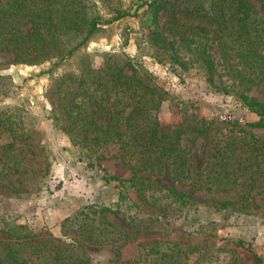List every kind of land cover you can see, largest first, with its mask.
Here are the masks:
<instances>
[{
  "label": "rangeland",
  "instance_id": "obj_1",
  "mask_svg": "<svg viewBox=\"0 0 264 264\" xmlns=\"http://www.w3.org/2000/svg\"><path fill=\"white\" fill-rule=\"evenodd\" d=\"M83 1L88 16L103 24L51 72L43 73L50 63L31 66L0 52V119L10 118L25 133L21 145L35 146L32 155L0 151V222L27 226L83 259L66 264H136L139 244L153 243L201 249L198 264L264 262V127L252 126L259 118L240 99L245 94L264 103V84H240L212 38L206 42L215 64L209 84L191 60L195 43L185 42H197V36L171 31L163 12L143 25L152 0ZM251 3L264 19V2ZM116 11L127 15L113 20ZM109 56L136 62L151 75L162 92L151 113L163 127L174 129L194 116L210 123L208 136L182 138L185 166L163 163L160 170L133 173L110 158L114 148L104 151L105 158L91 156L54 127L48 97L53 83L98 71ZM229 137L230 157L213 158L212 140L223 146ZM9 140L6 134L0 144ZM120 193L127 200L116 207Z\"/></svg>",
  "mask_w": 264,
  "mask_h": 264
},
{
  "label": "trees",
  "instance_id": "obj_2",
  "mask_svg": "<svg viewBox=\"0 0 264 264\" xmlns=\"http://www.w3.org/2000/svg\"><path fill=\"white\" fill-rule=\"evenodd\" d=\"M147 7L145 27L155 23L163 12L171 31L197 36V42H185L195 43L196 58L191 60L206 72L209 84L214 83L215 71L206 48L209 38L217 44L224 64L240 84L247 89L264 84V19L251 0H152ZM87 10L83 0H0V52L14 54L31 66L50 63L51 67L43 72L49 73L84 46L103 24L100 17L88 16ZM116 13L113 20L127 15ZM120 63L118 57L109 56L98 71L88 70L79 77L65 75L55 81L48 94L54 127L68 135L73 146L91 156L100 152L97 155L105 158L107 150L114 148L110 158L119 159L133 173L155 167L160 170L163 163L182 168L186 160L182 138L191 134L208 136L210 123L194 116L189 121L183 119L174 129L163 127L151 113L162 99L151 75L136 62ZM240 99L259 118L252 126L264 127V103L245 94ZM14 125L10 118L0 119V138L10 136L8 143L2 141L0 151L7 157L15 150L18 154H34L32 143L20 144L25 133ZM230 139L223 146L222 141L212 140L213 158L230 157L233 137ZM126 200V194L120 193L116 207ZM0 223V264L83 261L74 258L68 246L49 245L27 226L15 221ZM107 239L102 242L112 238ZM139 248L136 264H198L204 257L201 249L182 243L139 244ZM256 264L264 262L257 259Z\"/></svg>",
  "mask_w": 264,
  "mask_h": 264
},
{
  "label": "crops",
  "instance_id": "obj_3",
  "mask_svg": "<svg viewBox=\"0 0 264 264\" xmlns=\"http://www.w3.org/2000/svg\"><path fill=\"white\" fill-rule=\"evenodd\" d=\"M64 189H66V188H63V192H65V190ZM71 189V188H70Z\"/></svg>",
  "mask_w": 264,
  "mask_h": 264
}]
</instances>
